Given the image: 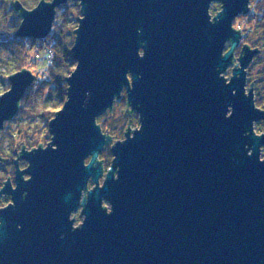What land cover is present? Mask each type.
I'll list each match as a JSON object with an SVG mask.
<instances>
[{
	"label": "water",
	"instance_id": "95a60500",
	"mask_svg": "<svg viewBox=\"0 0 264 264\" xmlns=\"http://www.w3.org/2000/svg\"><path fill=\"white\" fill-rule=\"evenodd\" d=\"M225 3L220 22L211 25L208 0H85L87 18L72 51L81 66L66 111L51 125L60 149L24 153L33 179L25 182L18 172L16 207L0 211V264H264V163L258 159L264 138L244 136L264 113L244 96L243 73L231 85L219 78L217 65L223 71L231 62L220 58L224 41L239 40L232 19L247 10V0ZM53 7L25 11L15 35L45 36ZM141 40L147 41L143 59ZM255 54L245 47L242 63ZM129 70L143 131L113 149L120 178L110 174L105 188L93 191L84 227L72 231L68 214L80 189L89 176L102 175V166H83L106 143L94 117L111 106ZM31 81L26 71L11 78L12 92L0 98V127ZM229 104L235 113L226 119ZM246 143L256 147L251 157ZM102 197L112 201V215L101 209Z\"/></svg>",
	"mask_w": 264,
	"mask_h": 264
},
{
	"label": "clouds",
	"instance_id": "9594fccd",
	"mask_svg": "<svg viewBox=\"0 0 264 264\" xmlns=\"http://www.w3.org/2000/svg\"><path fill=\"white\" fill-rule=\"evenodd\" d=\"M17 4L20 5L19 8L15 7ZM42 4L54 6L50 30L45 36H23L7 44L0 43V98L12 92V77L25 71L32 77L24 96L17 101L16 113L5 119L0 127V211L16 207L14 193L19 189L18 172L23 173L22 179L25 182L33 179L32 173L27 171L31 167V161L23 158L24 153L47 151L50 146L52 151H59L60 145L54 143L55 132L51 125L66 111L71 100V79L81 66L80 59H72L69 54L77 47L79 30L87 18L85 0H62L59 4L56 0H0V34L14 36L26 21L23 13L33 12ZM246 9L235 15L231 22V29L239 34L238 43L233 36H229L220 52L222 60L231 56V62L223 71L217 65V71L226 85H231L234 79H240L243 73L244 96L251 99L256 110L264 113V79H259L264 75V31H258L264 29V0H247ZM225 11V0H208L207 14L211 25L219 23ZM137 32L142 33L143 29L138 28ZM139 43L137 55L143 59L147 55V41L141 40ZM245 47L256 52L246 66L242 63ZM255 48L259 51H254ZM9 61H13V71L10 75H5ZM140 76L143 78L142 73ZM125 77L127 84L122 85L121 91L113 95L111 106L94 117V125L106 143L103 151L88 154L83 159V166H102V175L99 178L89 176L86 185L80 189L77 206L68 214L72 231L84 227L88 219L86 209L93 191L105 188L110 174L114 180H119L120 167L116 166L113 172L117 160L113 149L118 143L135 139L136 133L143 131V113L133 106L131 100L136 75L129 70ZM238 92L239 89L234 88L232 95H237ZM85 97L84 106L87 107L92 91L86 92ZM118 103L123 107L114 111V106ZM234 113L235 105L229 104L225 118H231ZM251 135L258 139L264 138V118L251 121V127L245 130L244 136ZM244 147L249 157L255 154V145L246 143ZM101 153L112 157L111 161H101ZM258 159L264 163V144L259 146ZM105 163L110 164V167L105 169ZM9 183L11 192L6 191ZM27 196L28 191L25 190L22 198ZM100 207L106 215L114 212L112 201L106 197L101 198ZM3 225L4 219L0 217V227ZM17 228L22 229L23 225L18 224ZM64 236L62 233L61 239Z\"/></svg>",
	"mask_w": 264,
	"mask_h": 264
},
{
	"label": "trees",
	"instance_id": "16d2710c",
	"mask_svg": "<svg viewBox=\"0 0 264 264\" xmlns=\"http://www.w3.org/2000/svg\"><path fill=\"white\" fill-rule=\"evenodd\" d=\"M18 38H19V37H17L16 35H14V36H8V35H5V34H0V43H5V44H7V42H9V41H11V40H16V39H18ZM69 56H70V58L74 59V58H73V55H72V52L69 54ZM65 62H67V58L65 59ZM10 64H13V61H12V63H10ZM104 154H105V153H104ZM100 159H101L102 161H105V157H104L103 153H101ZM109 165H110V164H109ZM109 165L106 166V163H105V164H104L105 169H107V168L109 167Z\"/></svg>",
	"mask_w": 264,
	"mask_h": 264
},
{
	"label": "rangeland",
	"instance_id": "374dc122",
	"mask_svg": "<svg viewBox=\"0 0 264 264\" xmlns=\"http://www.w3.org/2000/svg\"><path fill=\"white\" fill-rule=\"evenodd\" d=\"M258 31H264V29H258ZM10 63H12V61H9V62H8V71L5 73V75H10V74H11V71H13L12 64H10ZM253 67H254V66H253ZM260 77L263 78L264 75H261ZM260 77H259V78H260ZM122 107H123V105L118 103V104L115 106L114 111H119ZM121 138H123V137H121ZM103 155H104V157H105V161H111L112 157H110V156H108V155H106V154H104V153H103ZM108 165H109V164L106 163V166H108Z\"/></svg>",
	"mask_w": 264,
	"mask_h": 264
},
{
	"label": "flooded vegetation",
	"instance_id": "af4514ba",
	"mask_svg": "<svg viewBox=\"0 0 264 264\" xmlns=\"http://www.w3.org/2000/svg\"><path fill=\"white\" fill-rule=\"evenodd\" d=\"M255 49H258V48H255ZM259 79H264V77H263V78L260 77ZM115 106H116V105H115ZM115 106H114V109H115ZM23 158H24V157H23ZM0 166H2V164H0Z\"/></svg>",
	"mask_w": 264,
	"mask_h": 264
}]
</instances>
